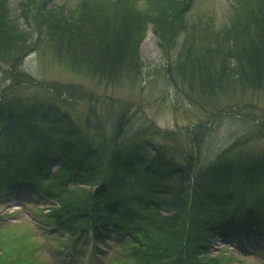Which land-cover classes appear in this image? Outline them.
I'll list each match as a JSON object with an SVG mask.
<instances>
[{"label":"trees","instance_id":"trees-1","mask_svg":"<svg viewBox=\"0 0 264 264\" xmlns=\"http://www.w3.org/2000/svg\"><path fill=\"white\" fill-rule=\"evenodd\" d=\"M234 1L218 25L208 14L188 21L196 0H82L72 9L23 0L19 14L0 0V61L17 71L46 40L72 72L116 85L141 72L152 28L165 56L177 51L167 77L200 106H217L264 91V0ZM72 87L53 85L71 97ZM90 112L78 122L57 102L0 96L1 204L32 191L52 203L40 229L78 249L84 238L111 237L123 258L143 264H232L208 255L219 239L264 237V147L235 151L264 132L203 165L171 144V133L153 125L129 132L123 112L104 132ZM16 234H0V264H39L30 260L38 256L30 229Z\"/></svg>","mask_w":264,"mask_h":264},{"label":"rangeland","instance_id":"rangeland-1","mask_svg":"<svg viewBox=\"0 0 264 264\" xmlns=\"http://www.w3.org/2000/svg\"><path fill=\"white\" fill-rule=\"evenodd\" d=\"M46 1H49L50 9L64 5L72 9L82 0ZM21 2L23 0H10L17 14L20 13ZM234 2L196 0L188 21L196 24L198 16L208 14L213 15L219 25ZM184 38L182 35L178 44ZM46 42L43 40L39 48L22 61L17 71H10L9 65L0 61V96L20 95L57 102L78 122L92 111L91 122L99 121L101 124L103 121L104 132L112 130L117 116L123 112L130 119L129 132L153 125L161 133H171L173 141H167L176 144L183 152H196L198 162L203 165L234 142L264 132V91L238 92L230 100L221 99L217 106H200L192 95L188 96L183 91L179 80L174 84L167 77L165 68L169 60L176 59L177 51L170 52V57L165 56L159 46L160 38L152 28L141 45L140 54L144 61L141 72L131 81L125 80L116 85L100 84L72 72L55 59ZM58 84L72 85L77 91L74 92L75 96L53 88ZM263 147L264 136L251 140L235 151L250 150L251 154H259ZM50 203V200L28 190L13 195L7 204L0 203V234L14 237L20 229H30L32 235L27 240L38 246L35 251L38 256L34 258L31 255L30 260L39 264H143L123 258L117 251L118 243L111 237L97 244L90 238L81 239L85 247L78 249L76 245L62 243L59 237L40 229V218L48 213ZM236 241L219 239L208 255L223 260L227 258L232 264H262L264 237L254 236L246 241ZM95 251L97 255L99 253L98 256Z\"/></svg>","mask_w":264,"mask_h":264}]
</instances>
